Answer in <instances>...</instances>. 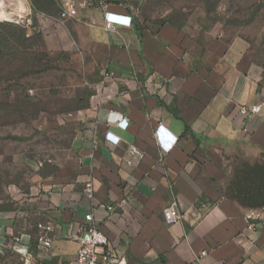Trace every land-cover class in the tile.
I'll use <instances>...</instances> for the list:
<instances>
[{"label": "crops", "instance_id": "0c3cea01", "mask_svg": "<svg viewBox=\"0 0 264 264\" xmlns=\"http://www.w3.org/2000/svg\"><path fill=\"white\" fill-rule=\"evenodd\" d=\"M124 2L109 11L130 16L128 28L106 31L96 11L68 19L102 50L101 73L73 115L70 164L41 178L51 248L30 238V253L70 264L77 245L64 236L92 213L106 250L126 264H264V207L255 210L264 202V99L249 74L248 44L200 41L185 24L164 22L170 12L147 19ZM105 73L111 78L100 86ZM258 104L259 115L239 114ZM116 115L125 130L112 122ZM159 127L176 138L168 152L156 142ZM107 132L118 145L105 141ZM88 182L93 200L84 194ZM172 202L181 219L167 225L162 212ZM256 211L261 219L249 220ZM11 225V214L0 213V228L13 234ZM37 225L23 233L37 237ZM201 251L207 256L197 263Z\"/></svg>", "mask_w": 264, "mask_h": 264}, {"label": "rangeland", "instance_id": "374dc122", "mask_svg": "<svg viewBox=\"0 0 264 264\" xmlns=\"http://www.w3.org/2000/svg\"><path fill=\"white\" fill-rule=\"evenodd\" d=\"M66 1L52 0L44 12H36L31 0L17 7L31 9V36L0 17V32L13 31L24 41L23 54L30 57L23 68L14 52L0 53V213L11 214L13 235L34 231L43 223L41 178L58 165L70 164L73 115L85 107L86 95L92 93L101 73L102 50H96L86 29L59 20ZM124 3L147 19L178 13L183 16L179 21L203 42L244 40L249 74L264 99V0ZM0 264L19 263L7 251L0 254Z\"/></svg>", "mask_w": 264, "mask_h": 264}, {"label": "built area", "instance_id": "2783aa9c", "mask_svg": "<svg viewBox=\"0 0 264 264\" xmlns=\"http://www.w3.org/2000/svg\"><path fill=\"white\" fill-rule=\"evenodd\" d=\"M112 1L113 0H67L59 15V20L65 22L68 19H78L82 12L96 11L102 14L103 27L106 31H113L116 27H130L132 23V18L130 16L109 11V7L113 4ZM23 2H27V0H18L17 2L14 0H0V12H2L4 16L1 18L5 19L7 23H14L23 27L27 32V36H31L30 21L32 12L30 7H28L27 11L24 9H17V7L19 8L22 6ZM14 8L17 10V13H14ZM12 11L13 13H11ZM90 24L93 25L94 21L91 20ZM110 78L111 74L105 73L103 80L99 83L100 86ZM261 110V104L244 105L239 108V114L249 120L259 115ZM111 120L122 130H125L128 126L127 121L117 115ZM155 138L158 146L166 152L171 149L176 141V138L172 137V135L162 127L157 129ZM104 139L113 145H118L119 143V138L110 132L104 135ZM127 164H130V162H127ZM84 194L88 199L93 200V186L90 182L86 184ZM127 204L126 200H122L119 206L125 207ZM162 215L167 225L174 224L181 219L177 205L174 202L163 210ZM261 217V211H256L247 215L249 220H260ZM37 228L40 230V234L36 237L37 247L42 250L50 249L52 244V239L50 237V234L53 232L52 225L38 224ZM248 228L253 230L252 226ZM64 238L77 245L75 258L70 264H126L124 260H115L112 253L106 250V246L108 245L107 238L99 231V228L94 223L92 213L85 214L82 222L77 225H72ZM29 242L30 236L28 234L19 233L13 235L0 228V254H3L5 251H11L24 264H45L33 258L28 248ZM206 256L207 251H201L196 257V262L200 263ZM218 264L225 263L220 262Z\"/></svg>", "mask_w": 264, "mask_h": 264}, {"label": "trees", "instance_id": "16d2710c", "mask_svg": "<svg viewBox=\"0 0 264 264\" xmlns=\"http://www.w3.org/2000/svg\"><path fill=\"white\" fill-rule=\"evenodd\" d=\"M123 1H126V0H113L112 2L115 3V4H120ZM31 3H32V8L36 12H44L45 8L48 5H52V0H31ZM206 6L209 7L211 10L214 8L213 6H211L209 4H206ZM142 15L144 17H146L145 14H142ZM182 17L183 16L178 14V13L170 14L166 19H164V22H167V23H169L171 25H174V26H180V25H182V22L179 21V18H182ZM1 24L2 23H0V25ZM3 24H5V23H3ZM2 26H0V27H2ZM23 31L26 33V30L24 28H23ZM26 35H27V33H26ZM16 36L17 35H15V33H13V31H9V32H6V33H1L0 32V53H2L4 51L10 52V53L14 52L15 55L17 56V58H18V61L21 63V66H23V68H25L24 64L29 61L30 57L27 54L26 55L23 54L24 51L22 50V43L24 41L18 39V37H16ZM12 44H18L19 46H17L15 48V46L12 45ZM5 49H8V50H5ZM20 59H22V60H20ZM21 66H19V67H21ZM90 96H91V93L86 95V101H88ZM85 107H86V105H85ZM55 171L56 170H54L51 173L45 174L44 176H49V175L55 173ZM30 238H31V241L34 238L36 239V236H35V234L33 232L31 233V237Z\"/></svg>", "mask_w": 264, "mask_h": 264}, {"label": "water", "instance_id": "95a60500", "mask_svg": "<svg viewBox=\"0 0 264 264\" xmlns=\"http://www.w3.org/2000/svg\"><path fill=\"white\" fill-rule=\"evenodd\" d=\"M262 207H264V202L259 203V204L256 206V209H255V210H261Z\"/></svg>", "mask_w": 264, "mask_h": 264}, {"label": "bare ground", "instance_id": "6f19581e", "mask_svg": "<svg viewBox=\"0 0 264 264\" xmlns=\"http://www.w3.org/2000/svg\"><path fill=\"white\" fill-rule=\"evenodd\" d=\"M0 17H4L2 12H0Z\"/></svg>", "mask_w": 264, "mask_h": 264}]
</instances>
